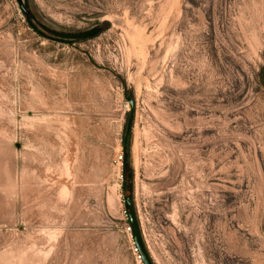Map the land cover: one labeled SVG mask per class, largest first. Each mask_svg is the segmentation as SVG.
I'll use <instances>...</instances> for the list:
<instances>
[{"label": "rangeland", "instance_id": "obj_1", "mask_svg": "<svg viewBox=\"0 0 264 264\" xmlns=\"http://www.w3.org/2000/svg\"><path fill=\"white\" fill-rule=\"evenodd\" d=\"M23 1L103 30L0 0V264H144L130 194L155 264H264V0Z\"/></svg>", "mask_w": 264, "mask_h": 264}, {"label": "water", "instance_id": "obj_2", "mask_svg": "<svg viewBox=\"0 0 264 264\" xmlns=\"http://www.w3.org/2000/svg\"><path fill=\"white\" fill-rule=\"evenodd\" d=\"M18 2L21 5L22 9L26 12L27 19H28L29 23L36 30H38L40 33H42V34H44L50 38H55V39H59V40H69V41L70 40L89 39V38H93V37L99 35L103 30V26H99V27H93L91 29H88V30L82 31V32H78V33H65V32H59V31H55V30L46 28V30L50 33V34H47V33H44L43 31H41L37 26L34 25L29 13H28V10L24 5V1L18 0ZM132 124H133V119H132V117H130L128 120V123H127L125 143L128 142V135L132 131ZM125 204L128 207V212H127L128 220H129L130 225L132 226V236H133L137 251L139 252L140 258L142 259L144 264H155L153 259L150 256L146 246H145V243H144V240L142 237L141 228H140L139 221L137 218V214L135 211L132 194L128 195L125 198Z\"/></svg>", "mask_w": 264, "mask_h": 264}, {"label": "trees", "instance_id": "obj_3", "mask_svg": "<svg viewBox=\"0 0 264 264\" xmlns=\"http://www.w3.org/2000/svg\"><path fill=\"white\" fill-rule=\"evenodd\" d=\"M129 137H130V136H129ZM129 137H128V138H129ZM124 147H125V149H127V148H128V143H125V142H124Z\"/></svg>", "mask_w": 264, "mask_h": 264}]
</instances>
